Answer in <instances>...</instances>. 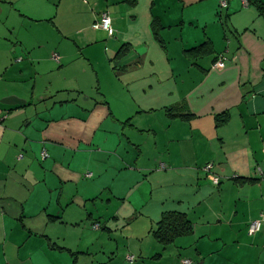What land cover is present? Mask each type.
Listing matches in <instances>:
<instances>
[{"label": "crops", "instance_id": "obj_1", "mask_svg": "<svg viewBox=\"0 0 264 264\" xmlns=\"http://www.w3.org/2000/svg\"><path fill=\"white\" fill-rule=\"evenodd\" d=\"M220 1L0 0V264H264V0ZM96 44L112 100L75 86L79 49L101 88ZM165 211L191 223L169 245Z\"/></svg>", "mask_w": 264, "mask_h": 264}, {"label": "rangeland", "instance_id": "obj_2", "mask_svg": "<svg viewBox=\"0 0 264 264\" xmlns=\"http://www.w3.org/2000/svg\"><path fill=\"white\" fill-rule=\"evenodd\" d=\"M99 17L95 20V22L99 19ZM37 27L39 28L40 31H46V30H49L51 26L47 25V24H39ZM103 41H101V42H103ZM105 45H106V49H108L109 45H107V44H105ZM93 49H95L96 57L98 59V62L95 64V67L98 70L100 77H101V82H102L101 88L98 89L97 82H99V80L96 77L91 78V77L82 76L81 74H79L80 72H85V71H86V73L92 72L91 66L88 64L87 59H86L87 56L85 57L84 53L82 51H80L79 49L76 51L77 52V55H76L77 56V69L70 67L74 73L79 75V78H78L79 81H76L77 84L75 86H77L79 84L80 86H82L83 90L90 92L92 95L95 94L96 96L98 95V93L102 94V92H106V95L108 97H110V99L112 100L118 96V91L115 88V86H117L116 77H117V74L119 73V70H117L116 69L117 67H114V65H113L114 59L106 58V56L104 54V49L102 46H100V48H99V46H97V44H96L93 46ZM127 50H128V48L121 49L119 47L116 54L117 55H123L127 52ZM178 50H179V47H177L174 44L168 47V53L170 55V60H172V62H173L171 66L176 67V68L179 65L178 58L176 57ZM89 52H90V49L88 47L85 49L86 55H88ZM54 63L56 64L55 61H54ZM70 82H69V84H70ZM87 96H91V95L83 93V94L79 95V98L82 100V99H85V97H87ZM175 112H176V114L178 113L177 111H175ZM178 115H179V113H178ZM175 116L177 118L179 117L177 115H175ZM180 116H181V114H180ZM202 170H203V168H202ZM208 178H209V176H208ZM201 182H202V185L207 184L209 188H210L209 184L211 183L210 185H212V181H210V180H208V182L206 183V181L204 179H202ZM139 188H144L146 190H149L147 184L141 185ZM177 196H178V194L175 195L173 198H176ZM101 199H103V201L101 200L102 202L100 200H98L99 201L98 202L99 203L98 204L99 209L98 210L94 209V210L98 213H101V214L107 212V210L113 213V211L110 209V206H112V208H113L114 205L116 204L115 203L116 201H114L113 204H109L107 202V197L105 195H101ZM128 255H130V254H128Z\"/></svg>", "mask_w": 264, "mask_h": 264}, {"label": "trees", "instance_id": "obj_3", "mask_svg": "<svg viewBox=\"0 0 264 264\" xmlns=\"http://www.w3.org/2000/svg\"><path fill=\"white\" fill-rule=\"evenodd\" d=\"M257 8L261 9L263 5L259 2L257 3ZM212 48V43L209 40H205L195 47L186 49L184 52L188 57L195 58L212 53ZM169 116L172 115L170 114ZM155 226L151 233L161 245H169L176 238L188 235L191 232V223L187 216L178 211L163 212Z\"/></svg>", "mask_w": 264, "mask_h": 264}, {"label": "built area", "instance_id": "obj_4", "mask_svg": "<svg viewBox=\"0 0 264 264\" xmlns=\"http://www.w3.org/2000/svg\"><path fill=\"white\" fill-rule=\"evenodd\" d=\"M227 4V0H221L220 1V7L223 8L225 7ZM94 28L96 29H102L105 30L107 32V34L111 35L113 33V29L111 28V24H110V19L109 16L106 13L101 14V16L99 17V19L94 23L93 25ZM223 57L220 56L218 57L214 63H213V67L214 68H220L223 65ZM210 168H211V164H206L203 168V170H205L209 175V179L212 181V183L214 185H217L219 180L217 177L210 175ZM264 222V211L260 213L259 217L253 221H251L249 223L248 226V234H253L257 231H259L262 223ZM94 227L96 228L97 225L95 224ZM126 259L128 261H131L134 259V257L132 255H127ZM190 260L188 259H182L180 264H190Z\"/></svg>", "mask_w": 264, "mask_h": 264}, {"label": "water", "instance_id": "obj_5", "mask_svg": "<svg viewBox=\"0 0 264 264\" xmlns=\"http://www.w3.org/2000/svg\"><path fill=\"white\" fill-rule=\"evenodd\" d=\"M17 100H18V102H17ZM0 103H3V104H16V103H19V99H15L13 97H5L4 99L0 100Z\"/></svg>", "mask_w": 264, "mask_h": 264}]
</instances>
